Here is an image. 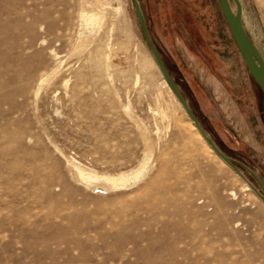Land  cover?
Listing matches in <instances>:
<instances>
[{
	"label": "rangeland",
	"instance_id": "rangeland-1",
	"mask_svg": "<svg viewBox=\"0 0 264 264\" xmlns=\"http://www.w3.org/2000/svg\"><path fill=\"white\" fill-rule=\"evenodd\" d=\"M99 2L0 0V264H264V206L243 188L264 198V97L218 0L137 3L235 168L194 137L134 1ZM239 2L264 59V0ZM97 11L88 25L82 13ZM143 162V176L106 190L75 173Z\"/></svg>",
	"mask_w": 264,
	"mask_h": 264
},
{
	"label": "water",
	"instance_id": "water-1",
	"mask_svg": "<svg viewBox=\"0 0 264 264\" xmlns=\"http://www.w3.org/2000/svg\"><path fill=\"white\" fill-rule=\"evenodd\" d=\"M135 3V8H136V13L138 16V19L140 21V25L143 31V34L145 36V39L150 46L156 61L157 65L159 66L161 72L165 76L166 80L170 84L171 88L175 92V95L177 96V99L181 103V106L184 108L185 112L188 114V116L195 122L197 128L201 132V134L204 136V138L208 141L214 152L221 157L224 161H226L230 166L234 167L232 163V159L224 154L214 143V141L211 139L209 135L204 131V129L200 126L198 123L197 118L191 111L190 107L188 106L187 102L179 92L177 86L171 79L166 66L154 44V42L151 39V36L149 34V31L143 21L141 11L139 8V5L137 3V0H133ZM236 6V9L233 10L231 7L230 0H218V3L220 5V9L222 12L223 17L225 18L228 28L230 30L231 36L240 51L244 62L246 64L247 70L253 79V81L256 83L258 86L259 90L261 91L263 97H264V59L261 56L257 46L254 44V42L251 40L249 35L244 29L243 22H242V9H241V4L239 0H233ZM183 81V79L181 78ZM184 82V81H183ZM258 184L260 185L261 189L264 191V186L260 183V181L257 179ZM261 195V194H260Z\"/></svg>",
	"mask_w": 264,
	"mask_h": 264
},
{
	"label": "bare ground",
	"instance_id": "bare-ground-1",
	"mask_svg": "<svg viewBox=\"0 0 264 264\" xmlns=\"http://www.w3.org/2000/svg\"><path fill=\"white\" fill-rule=\"evenodd\" d=\"M99 2L95 0V3ZM108 2V1H107ZM100 3V2H99ZM83 4V3H82ZM114 6L119 9V2H115L114 3ZM120 10V9H119ZM92 11V10H91ZM80 17V16H79ZM82 17L84 19V21H86V23L90 26H100L101 25V22H102V18H103V13L100 12V11H97V12H92L90 14H87V13H82ZM80 44V43H79ZM78 44V45H79ZM82 46V45H81ZM79 45V47H81ZM74 49V48H73ZM80 49V48H79ZM84 50V49H82ZM98 52V51H97ZM96 54V53H95ZM108 57V55H107ZM106 59V58H105ZM111 64V63H110ZM108 66V63L106 65V67ZM105 67V68H106ZM95 71V70H94ZM108 76H110V73L108 71ZM48 77H41L40 81H39V85H38V88L40 89V87L44 84V82L47 80ZM163 79V78H162ZM65 82H67V80H65ZM109 82V81H108ZM113 84V83H112ZM162 84L164 86H167L168 87V91H171L170 87L168 86L167 84V81L166 80H162ZM37 92V91H36ZM171 95V94H170ZM173 96V95H171ZM178 102V101H177ZM170 104V103H169ZM177 104V103H176ZM179 104L181 105V103L179 102ZM159 112L162 114V115H165V111L160 109ZM197 117V116H196ZM186 118V117H185ZM189 127L194 135V137L199 141V143H201L203 145V147L208 151V152H211V153H214V150L212 149V147L210 146V144L208 143V141L204 138V136L201 134V132L199 131V129L197 128L195 122L190 118V122H189ZM161 132V131H160ZM143 136V135H141ZM160 136V135H159ZM149 140V139H148ZM151 141V140H150ZM149 142V141H148ZM147 142V143H148ZM146 147V146H145ZM152 150V149H151ZM146 153V152H145ZM215 157V156H214ZM149 158V157H148ZM75 169H76V175L78 177H80L82 180H84L87 184H90L92 183L93 181H98V180H102L103 179V183H98L99 184H95V187H98L102 190H106L108 189L109 187H117V186H124L127 184L128 180H130L131 178H134V179H138L140 178L141 176H143L145 170L147 171V167L145 165V162L141 163L139 165V167L137 168H132V169H129L127 171H122V172H119L118 174H112V175H104L103 174L101 176L99 175H96L94 173H92L91 171H84V169L80 168L79 166L75 165ZM74 169V170H75ZM95 172V171H94ZM146 174V173H145ZM147 175V174H146ZM145 176V175H144ZM77 177V178H78ZM244 183H243V188L246 189V190H253L254 193L257 194V196L259 197V200L260 202L262 203L261 205L264 206V198L260 195V193L254 188V186L247 180L244 178ZM254 196V195H253ZM257 200V199H256ZM255 200V201H256ZM262 206V207H263ZM264 209V208H263Z\"/></svg>",
	"mask_w": 264,
	"mask_h": 264
},
{
	"label": "trees",
	"instance_id": "trees-1",
	"mask_svg": "<svg viewBox=\"0 0 264 264\" xmlns=\"http://www.w3.org/2000/svg\"><path fill=\"white\" fill-rule=\"evenodd\" d=\"M257 89L259 90L258 86H257ZM260 91V90H259ZM191 94V93H190Z\"/></svg>",
	"mask_w": 264,
	"mask_h": 264
}]
</instances>
